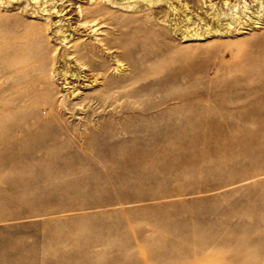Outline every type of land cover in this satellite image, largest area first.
<instances>
[{"label":"rangeland","instance_id":"1","mask_svg":"<svg viewBox=\"0 0 264 264\" xmlns=\"http://www.w3.org/2000/svg\"><path fill=\"white\" fill-rule=\"evenodd\" d=\"M23 3L0 2L9 15L0 20V264H264V80L240 71L245 55L263 59L255 33L183 40L168 21H136L149 42L113 49L126 61H117L121 75L153 68L136 79L153 86L140 111L124 99L92 101L86 81L70 94L61 71L82 60L62 61L53 26L32 41L45 53L46 75H37L40 65L8 63L7 38L26 44L37 18ZM69 28L81 40L94 35ZM115 32L107 36L129 38ZM193 114L195 138L176 139Z\"/></svg>","mask_w":264,"mask_h":264},{"label":"bare ground","instance_id":"2","mask_svg":"<svg viewBox=\"0 0 264 264\" xmlns=\"http://www.w3.org/2000/svg\"><path fill=\"white\" fill-rule=\"evenodd\" d=\"M10 1L12 0H5L7 4L8 2L10 3ZM189 1L190 0H25L26 4L23 3L25 6L22 5L24 8L23 10H28L32 17L37 18L34 19L35 21H30L27 24L28 29L24 33L26 44H24L23 46H16L13 45L10 37L7 38L10 39L7 49L8 52L6 54L8 56L7 60L8 63H12L17 60L25 61L37 66L40 65L39 69H37L36 71L37 75L39 76V78L44 74L46 75V68L44 66L45 53L42 50L34 51V48L32 47V41L34 39L38 40V32H41L42 30L44 31L45 28L49 26H53V28H55V31L59 33V35L57 36L58 38H60L59 41H61L64 45V49H62L63 52L61 54L62 61L67 62L69 60L70 62V56H73L76 60H82L81 64L78 63L80 65H75L76 67L74 68H67L64 70L62 69L61 71L64 84L66 85L67 90L70 94H79L81 92V88L84 89V85H78L79 80H81L82 82H88L87 84L93 87L92 92L89 93V98L91 100L93 99L92 101H96L103 106H107L112 105L116 102H118V104H122L124 103L122 102V99H124L128 103V107L125 106L126 109L129 108V104L136 105L135 103H138L140 107L143 102H141V97L143 95L149 94L153 86L150 84L139 85L136 82V79L138 75H141V77H143L142 75L148 74L149 70H152L153 68H151V65L147 67L146 70H138L139 67H132L133 69L130 70V74H126V72H123L125 74L121 75L123 69L119 67L120 64H118L117 61L121 60L123 62L125 58L123 60L118 58L117 60V54L115 53L116 50L113 48L119 45L124 49H129L132 44L145 46L149 42V39L146 40L145 37L137 35V27H134V25L132 26V24H134L136 21L138 22L139 20H141L142 17L150 18L152 16L164 23L166 21L170 22V25L173 27V31L180 32V37L183 40H196L205 38L210 35L219 38L223 34H227L228 32L230 33L233 29H236V31H244L245 28V30L247 29L248 31H253L255 35L251 43L256 44L259 47L258 50L259 53L263 55V59H260V61H256L252 60L253 58L250 55H245L244 61L245 63H248L249 66L248 69L244 66V68H241L240 71L243 72V70L245 69L242 76L246 77V79L256 80L262 78V80H264V0H253L256 1V7L254 8H251V6L248 5L249 2L247 4L246 0H238V2L237 0H223L221 3H218L214 0H197V4L193 6L188 5ZM0 2H2V0H0ZM65 2L67 3L66 5L64 4ZM239 2H243V4L239 5ZM113 4L118 5L117 7L123 8L120 10H124L126 13L116 14L117 9L112 8L114 7ZM28 5L30 6L28 7ZM73 5H75V12H77V24H74V26V21L73 23L70 22V19L68 17L69 14L67 13L68 7ZM7 6H9V4ZM71 9L73 8L71 7ZM53 14H56V16H58L57 19L55 18L56 20L52 19ZM170 15H172L171 18ZM8 19L9 15H0V20ZM225 19L226 21H223ZM79 26L85 28V30L92 32L94 34L92 35V39L89 40V38L87 37L88 39L86 38L87 41H85V39H79L80 36L75 38L73 36V33L71 37V32L66 33L69 27L73 32L76 33L78 31V33H80L81 31L79 32ZM119 30L129 33V38L119 40L116 37L114 38V36L112 37V35L114 34L111 32L116 33L115 31L119 32ZM108 33L112 34L111 37L107 36L109 35ZM123 33H121L122 36ZM117 48L118 47H116V49ZM111 62L113 63V65ZM130 66H128L129 69H131ZM156 68H159V65H157ZM89 71L91 73V78H89L90 76L87 77V73ZM91 71L94 72L93 77ZM118 72L120 75L117 74ZM69 96L70 98L72 97L71 95ZM90 99H88L89 101L86 100V102H90ZM76 102L78 101H75V104ZM257 104L258 106L264 107V97ZM134 105H132L133 108ZM97 106L100 105H96L95 109ZM71 108L72 107H70V109ZM103 109L106 111L105 108ZM136 109L138 108L135 107V111ZM5 111L9 112L7 109H5ZM140 111H142V108L140 109ZM89 114H91V111ZM92 115H94L93 112ZM161 115L162 114L158 116ZM87 116L90 117V115ZM94 118H97V116ZM92 120L94 119L92 118L91 121ZM97 120L99 121L100 118ZM82 121L84 122V120ZM189 123L191 125L189 129L186 127H184L185 129H181V131L177 133L176 139L195 138L196 130H194V127H196L198 123V119L195 115L189 119ZM80 131H82V129L79 130V132ZM164 133L165 128L161 127L160 131L157 132L160 140L164 139ZM143 248L145 249V247Z\"/></svg>","mask_w":264,"mask_h":264}]
</instances>
